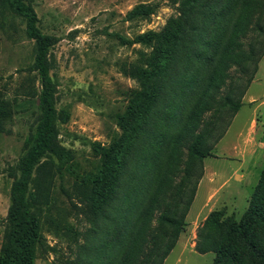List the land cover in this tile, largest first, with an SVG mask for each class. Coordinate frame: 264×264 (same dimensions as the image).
<instances>
[{"label": "trees", "instance_id": "1", "mask_svg": "<svg viewBox=\"0 0 264 264\" xmlns=\"http://www.w3.org/2000/svg\"><path fill=\"white\" fill-rule=\"evenodd\" d=\"M3 3L25 20L28 39L35 43L32 68L41 92L34 105L40 110L36 131L11 174L0 264H35L47 247L41 225L44 190L36 181L46 159L55 165V156L65 164L57 146V88L50 61L56 40L41 31L31 4ZM155 12L141 4L126 20H146ZM124 42L149 50L140 51L142 61L129 66L140 89L119 117L122 136L100 149L96 172L87 173L74 193L82 197L101 239L88 255L89 264H164L185 228L204 160L224 138L258 72L264 56V0H181L178 17L161 32ZM12 114L13 104L0 97V125ZM223 216H209L197 250L215 253L214 264H264V170L242 218Z\"/></svg>", "mask_w": 264, "mask_h": 264}, {"label": "rangeland", "instance_id": "2", "mask_svg": "<svg viewBox=\"0 0 264 264\" xmlns=\"http://www.w3.org/2000/svg\"><path fill=\"white\" fill-rule=\"evenodd\" d=\"M24 1L35 9L41 31L56 40L50 61L57 88V146L64 151L65 163L61 165L55 156V165L46 159L36 181L44 190L41 225L47 247L38 252L35 264H89L88 255L101 239L93 232L91 217L74 188L87 173L96 172L100 149L120 139L119 117L140 89L128 74L129 66L142 61L140 51L149 50L124 40L147 31L161 32L178 17L181 0ZM141 4L152 5L155 14L127 21V14ZM35 51L25 20L0 0V97L13 104L12 117L0 125V254L11 204V174L36 131L40 114L34 106L41 92L40 77L32 68ZM263 170L264 56L241 109L212 156L204 160V176L185 228L164 264H214L215 253L197 250L199 231L214 212L223 213L225 220L239 221Z\"/></svg>", "mask_w": 264, "mask_h": 264}]
</instances>
